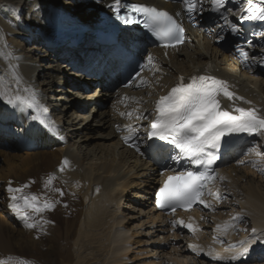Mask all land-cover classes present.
Returning <instances> with one entry per match:
<instances>
[{"label":"bare ground","instance_id":"1","mask_svg":"<svg viewBox=\"0 0 264 264\" xmlns=\"http://www.w3.org/2000/svg\"><path fill=\"white\" fill-rule=\"evenodd\" d=\"M113 1L0 0V91L19 89L23 95L24 88L35 90L40 102L50 109L48 120L52 122L54 111L56 123L66 133L63 142L57 139L47 142L44 139L52 138L44 131L41 148L24 150V139L37 136L29 118L30 110L13 112L11 106L0 102V131L7 132L6 139L12 144L6 147L0 138L3 158L0 190L5 193L0 197V259L11 257L9 264H22L25 260L32 264H253L255 260L258 261L255 264H264V156L258 162L254 160L253 170L237 169L231 160L227 164V160L222 167L223 179L217 183L224 184L223 190L218 192L216 185L210 189L213 195L207 194V203L212 208L202 206L198 209L201 211L195 210L187 218L186 222L200 232L201 225L197 224L205 211L219 208L220 211H211L209 215L214 239L197 242L191 236L179 235V228L168 222L176 217L162 219L153 211L149 196L159 180L157 166L125 147L117 127L121 121L129 126V132L145 128L144 124L154 114V88V92L145 94V104L133 120L121 116L114 107L116 92L112 87L95 100L109 105L101 109L92 104L89 109V100L96 98L98 88L94 89L92 82L82 88L80 81L85 78L69 62V57H78L88 44L70 51L45 48L52 36L50 15L73 13L83 20L93 19ZM234 3L241 15L248 7L247 0H231ZM246 24L245 31L249 32L262 30L264 26L260 21H246ZM191 31L193 37L189 43L159 59L158 72L152 78L157 93L173 85L179 75L214 76L227 81L230 90L243 97L234 104L222 97V107H251L264 114V59L261 60L264 53L256 54L264 50V44L258 45L262 42L260 36L252 40L249 35L244 37V41L254 42L251 48L246 44L245 50L251 61L260 58L255 65L240 59L226 43ZM17 77L21 78L19 83ZM21 125L25 128L31 125L30 132L17 134ZM258 137L244 135L238 141L237 151ZM260 139L264 152V137ZM9 182L12 187L32 185L33 191L24 188L22 194L36 195L41 204L56 202L55 209L34 214L28 222L36 227H26L8 206ZM56 189H61L64 195L60 196ZM216 193L222 199H217ZM225 194L235 199L226 198ZM238 214L251 222L257 236H252L251 229L250 235L242 234L238 241L226 244L224 237L236 239L245 230L246 221L233 219ZM182 215L185 213L177 219H182ZM217 224L222 229L225 224L232 226L218 232ZM170 225L177 229L176 233ZM218 234L223 238L217 239ZM242 241H248L243 246L249 251L238 260H214L207 254L231 257L241 252ZM189 244L196 246L199 254Z\"/></svg>","mask_w":264,"mask_h":264},{"label":"snow or ice","instance_id":"2","mask_svg":"<svg viewBox=\"0 0 264 264\" xmlns=\"http://www.w3.org/2000/svg\"><path fill=\"white\" fill-rule=\"evenodd\" d=\"M228 0H212L211 11L219 14V20L222 23L214 21L217 40L224 41L227 31L235 36H239L242 32V23L244 21H260L264 23V0H247L248 7L243 10V14L238 17V22H233L229 18L230 8L225 5ZM122 0H115L114 3L107 5L113 12L115 18L124 25H142L143 29L148 30L160 45L165 48L171 46L176 47L185 42V29L178 17L180 12L175 15L168 11L158 9L141 2H129L124 4L121 10ZM184 11L188 18L194 23H198L197 15L204 11L203 0H182ZM22 11V8H21ZM138 43L133 38V45ZM249 47L253 42L247 41ZM236 50L244 58H248V51L240 43L234 45ZM145 64H138L135 67L139 71L135 74L130 73L129 80L125 86L132 85L137 78L141 76L146 65L150 66L154 57L151 53L147 55ZM17 77V83L20 82ZM190 82L185 83V78L181 77L171 90L163 96H160L155 102L152 110L155 115L151 120L145 137L142 139L138 131H131L129 136H125L124 142L131 141V146L137 152L147 154L159 166L160 175L163 177L158 189L155 191V203L160 209H170L175 212L177 208H190L193 205H202L206 208H212L203 198L208 184L213 181L218 174L212 167L220 156L218 150L222 147V142L227 143V138L234 135L247 134L250 136L264 137V114L258 112L256 108H245L236 106L232 109L222 107V97L234 104L237 97L230 90L227 81L218 79L214 76H192ZM146 83V81H142ZM139 86V85H137ZM24 94H20V90L15 92L7 89L0 91V102L6 106H11L13 112L21 113L30 110L29 118L46 131L57 134L53 131V124L47 118L48 109L38 99L35 90L24 88ZM123 115V113H121ZM147 118V117H144ZM118 130H119V126ZM129 127V126H125ZM31 125L25 128L23 125L17 130V134L24 135L29 133ZM252 149H249L251 151ZM259 154V153H258ZM171 161L172 163H169ZM67 161H65L66 163ZM244 163V161H240ZM172 164L177 165L176 168ZM184 170H178L180 167ZM195 166V168H193ZM63 171V165L61 166ZM223 179V177H220ZM51 182V178L50 181ZM47 187V185H45ZM28 185L21 187H12L11 182L7 187L9 193V208L25 222L28 228H35V223H29L34 214L42 211L54 210L56 202L45 201L38 203L36 195H24L23 189ZM60 196L64 195L61 189H56ZM208 195H213L208 190ZM217 199H222L219 193H216ZM234 220H242V215H237ZM50 221H44L49 223ZM183 225L193 232L197 229L192 224H184L183 220L173 221V224ZM230 224L222 226L217 224L218 232L226 231ZM252 236H257V230L252 229ZM219 239V237L217 238ZM257 242H260L257 240ZM242 246L247 245L248 241H242ZM188 247L199 254L196 246L189 244ZM249 248L243 246L240 253L231 257H223L219 255H211L214 260H238L240 256L247 254ZM8 259H0V264H9ZM22 264H32L31 261H22Z\"/></svg>","mask_w":264,"mask_h":264},{"label":"rangeland","instance_id":"3","mask_svg":"<svg viewBox=\"0 0 264 264\" xmlns=\"http://www.w3.org/2000/svg\"><path fill=\"white\" fill-rule=\"evenodd\" d=\"M256 143H257V145H254V146H251L250 145V147L252 148V150H254V149L258 148V146H260L261 140H257ZM253 156H255V155H253ZM253 156H250V159L253 158ZM1 159H3V158L0 157V160ZM240 161H244L243 160V155L239 156L238 159L235 161V163H231V164H233V166H235L237 169H244V170L251 169V168L246 167V164L245 163H240ZM227 196H229L231 199H235V197L234 196H231L230 194H227ZM248 223L251 224L250 221H248ZM248 227L250 229L253 228V226H250V225ZM256 262H257V260H255V262L253 264H255Z\"/></svg>","mask_w":264,"mask_h":264}]
</instances>
